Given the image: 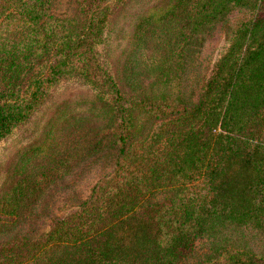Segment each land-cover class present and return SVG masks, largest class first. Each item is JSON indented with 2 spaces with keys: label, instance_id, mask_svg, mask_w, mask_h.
Returning <instances> with one entry per match:
<instances>
[{
  "label": "trees",
  "instance_id": "16d2710c",
  "mask_svg": "<svg viewBox=\"0 0 264 264\" xmlns=\"http://www.w3.org/2000/svg\"><path fill=\"white\" fill-rule=\"evenodd\" d=\"M53 1L0 0V143L71 79L94 91L95 110L105 116L94 136L117 156L41 236L0 242V264H177L203 235L257 227L264 216L259 0H142L124 60L108 52L106 32L137 0H78L71 18L52 16ZM233 7L250 14L227 29L197 100L187 103L181 79L189 47ZM139 44L153 48L148 81L133 57ZM58 113L50 122L65 121ZM60 143L56 136L14 151L0 192V230L50 180L48 157ZM200 264H264V249L220 246Z\"/></svg>",
  "mask_w": 264,
  "mask_h": 264
},
{
  "label": "rangeland",
  "instance_id": "374dc122",
  "mask_svg": "<svg viewBox=\"0 0 264 264\" xmlns=\"http://www.w3.org/2000/svg\"><path fill=\"white\" fill-rule=\"evenodd\" d=\"M77 2L78 0H54L49 13L58 18L74 17ZM259 3L264 7V0H259ZM112 4L113 2L110 3ZM142 5V0L131 2L123 7L121 14L113 17L105 37L107 50L113 58L122 54L121 60H124L125 56L132 54L129 53L133 49L130 37L139 18L135 15ZM248 10L244 7H233L221 21L199 34V37H202L199 45L189 47L190 53L185 58L186 65L181 79L187 103L197 100L205 75L224 45L227 29L249 15ZM146 45L139 44V49L133 51V57H138L139 69L148 81L151 69L148 60L151 59L153 48ZM94 99V91L87 86L76 80H63L30 119L15 128L0 143L1 192L5 181V167L17 148L36 140L47 143L56 136L61 137L60 145L53 149L48 157V166L53 167L50 180L44 184L32 203L22 208L19 218L15 219L10 229L0 230V242L18 237L35 239L41 236L52 217L77 207L87 196L92 184L113 168L117 156L116 149L107 144L106 140L97 143L94 136L95 128L105 123V116L95 110ZM56 110L59 112L58 117L65 120L60 123L63 125L50 122ZM84 115L88 118L84 119ZM82 122L84 127L80 128ZM59 127L61 128L58 131L54 130ZM85 133H89L87 137H83ZM213 235L214 237L203 235L194 240L177 264H200L220 246L262 251L264 216L257 227L228 225L219 228Z\"/></svg>",
  "mask_w": 264,
  "mask_h": 264
}]
</instances>
